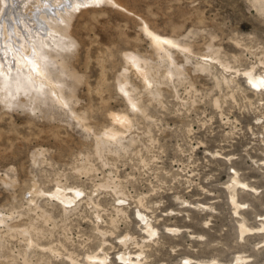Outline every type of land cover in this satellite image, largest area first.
<instances>
[{
  "label": "rangeland",
  "instance_id": "1",
  "mask_svg": "<svg viewBox=\"0 0 264 264\" xmlns=\"http://www.w3.org/2000/svg\"><path fill=\"white\" fill-rule=\"evenodd\" d=\"M50 1L13 5L45 73L72 92L67 104L30 82L20 52L0 43V264H264V86L254 91L244 73L264 75L260 6L113 0L121 7L65 12ZM42 13L56 26L43 42L31 31ZM149 33L171 41L166 56ZM130 56L152 70V85ZM115 116L129 124L115 126Z\"/></svg>",
  "mask_w": 264,
  "mask_h": 264
},
{
  "label": "bare ground",
  "instance_id": "2",
  "mask_svg": "<svg viewBox=\"0 0 264 264\" xmlns=\"http://www.w3.org/2000/svg\"><path fill=\"white\" fill-rule=\"evenodd\" d=\"M51 1L53 3H55V2H59V3L61 2L62 3V1H63V5H61V6L63 7L65 12L66 11L69 12V10L75 9V7H81V6L91 5V4H95L96 3V2H94V0H51ZM103 1L120 6L119 3H117V2H115L113 0H100V2H103ZM47 2H49V1H47ZM39 3L40 4H38V6H40L41 3H43V2H39ZM255 3L258 4L260 6L261 10L264 11V0H255ZM13 4H14L13 0H3V9H2V12H1V15H0V43L5 44L6 47H5L4 50H6V51L8 49H10L9 47H13L12 49H14V50L17 49L20 52V55L23 56V59H24V63L23 64L25 65V69H26V72H27V78H28V80H30V82H35V81H33V78L34 79L38 78V80L42 81V85H44V86L48 85L49 86V87L47 86L48 95L50 96L51 100L54 103L59 104V105L67 104L69 99H71L73 97L72 96V92L69 93V96H68L69 99H67V96L65 95V92L63 91V88L59 87L57 85L58 83H61L60 80L58 78L53 79V77L51 75H47L45 73L46 69L43 68V65H42L43 61L40 58L39 52L36 50L35 47H32L30 45V42L27 39V38H29L28 36L30 35L29 32H27V33H25L26 31L23 32V25L25 27H27V24H26L27 19H26V17L22 16L23 14L21 12H19V13L17 12L18 10L16 9V7H17L18 3H17L16 6L13 5ZM43 5H44V3H43ZM41 7H43V6H40V8ZM52 7H55V6L52 5ZM52 7H50V8H52ZM43 9H44V7H43ZM76 10H77V8H76ZM38 11L42 12V10H39V9H38ZM43 12H45V11H43ZM36 14L38 15L37 12H36ZM37 15L31 17V20L34 21V27L31 29V31L32 32L35 31L37 36H39V41L43 42V39L46 36H48V31L51 30L52 28H55L56 26L53 25L54 27H52V25H51L52 24V18L50 20V18H48L47 16H44L43 13L40 14V16L42 15L41 18L38 17ZM24 16H26V15H24ZM54 16H55L54 18L58 17L57 14H55V13H54ZM49 21H51V22H49ZM55 21H57V18L55 19ZM52 30H51V32H52ZM66 31H67V29L65 30V32ZM149 35L151 37V45L154 48V50L156 52H158L159 54L163 53V55L166 56V53H165L166 50H168L169 48L172 47L171 41L168 40V39H165V38H161V37H159V36H157V35H155L153 33H149ZM6 53H9V51H7ZM129 59H130V64L134 68H136L137 71L143 77V81H145L144 84H146L147 87L152 85V83L157 80V77H154V75L152 73V70L150 68H148V66L146 64H143L138 58H136L134 56H130ZM17 66L19 67V65H17ZM65 66L66 65L64 63H61V67L62 68H64ZM244 73H245V76H246L247 83L250 85V87L254 91H256L259 88H261L262 86H264V84L260 83L261 80H264V75L256 74L254 68H251V69L247 70ZM173 75H174V73L171 71V68H169L167 70V75L164 76V79L165 80H171ZM123 78H124L125 81L122 84L120 83V90L127 97L129 105L132 108L135 109V108H137V105L135 104V101H134V99H133V97H132V95L129 92V89L127 87V85H129L127 83V77L125 76ZM45 79H47V82H46ZM43 80H45V82ZM54 80H56V84L54 83ZM40 83L41 82H39L38 84H40ZM253 84H256L257 87H253ZM33 86H34V88L38 87V86H35V85H33ZM44 86H42L40 88H43ZM6 92H7V90H6ZM5 95H7V94H5ZM8 96H10V95H8ZM127 120L128 119L123 117V116H115V118H114L115 126H117L119 128L120 127H124V126L127 125V123L129 124V122ZM114 132H116V130L112 129V130H110V131H108L106 133V137L108 139V142L109 141H111V142L115 141V139L117 137L116 136L117 133H114ZM239 184H241V183H239L238 178L235 176V177H233L231 179L230 185L228 187V190H229L228 193H229V197H230V202L233 205V208L235 210L239 209L238 208V204L235 201L236 199H234V197L236 195L235 194V190H236L237 185H239ZM36 188L37 187H35V185H34L33 194H35V195L37 194V192H39V191H36ZM61 192H60V190L55 192L54 196L56 198H58L59 200H61L63 205L70 204L72 202V200L67 198V197H64ZM78 196H79V193L78 192H74L73 198H77ZM143 222H144V220H143ZM148 225H146L145 231L149 234V236L152 237L154 235V233L151 231V229H150L151 227L148 226ZM248 231H249V229H247L243 224L240 225L239 233H240V237L241 238H242L243 234L248 232ZM33 236H31V238ZM122 259H124V258H122ZM242 259L240 257L236 258L235 259V263H238V264L241 263L243 261ZM100 261H101L100 264H105L103 259L100 260ZM137 263L138 262H134V263H131V264H137ZM200 264H219V263H216L215 261L214 262H208L207 261L206 263L202 262Z\"/></svg>",
  "mask_w": 264,
  "mask_h": 264
},
{
  "label": "snow or ice",
  "instance_id": "3",
  "mask_svg": "<svg viewBox=\"0 0 264 264\" xmlns=\"http://www.w3.org/2000/svg\"><path fill=\"white\" fill-rule=\"evenodd\" d=\"M94 2L99 3L100 0H94ZM85 6H86V5H85ZM260 83H261V84H264V80H261ZM253 87H257V85H256V84H253Z\"/></svg>",
  "mask_w": 264,
  "mask_h": 264
}]
</instances>
